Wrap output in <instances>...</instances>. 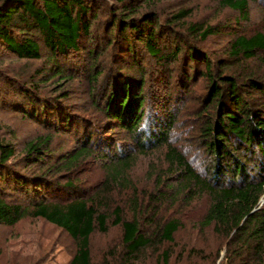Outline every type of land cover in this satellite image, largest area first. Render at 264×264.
<instances>
[{"label":"trees","instance_id":"16d2710c","mask_svg":"<svg viewBox=\"0 0 264 264\" xmlns=\"http://www.w3.org/2000/svg\"><path fill=\"white\" fill-rule=\"evenodd\" d=\"M154 1L0 0V55L44 58L28 78L0 70V109L9 103L51 131L72 132L81 141L72 156L52 146V134L27 144L22 156L13 143L0 141V224L14 227L38 218L61 228L77 244L68 264H93L91 238L107 232L110 224L122 228L119 264L135 263L155 239L173 242L178 220L162 224L152 237L140 212L128 218L116 208L108 216L107 190L121 183L129 163L109 136L115 129L125 130L140 150L169 145L176 109L202 74L209 81L202 95V115L207 116L202 136L212 157V180L192 171L174 148L168 159L186 174L188 189L197 186L209 193V224L229 227L256 253L263 252L256 259L232 255L219 264H264V206L256 209L264 195V79L216 72L202 44L211 28L202 34L197 24L183 30L177 21L186 12L167 18L152 6ZM223 1L246 15L249 0ZM262 52L264 32L239 36L232 42L235 62L230 65ZM79 79L89 84L101 121L74 109L66 85ZM94 139L105 141L97 144L100 151ZM95 153L116 161L107 168L103 193L87 195L72 180L58 179L81 157ZM169 260L164 252L158 264Z\"/></svg>","mask_w":264,"mask_h":264},{"label":"rangeland","instance_id":"374dc122","mask_svg":"<svg viewBox=\"0 0 264 264\" xmlns=\"http://www.w3.org/2000/svg\"><path fill=\"white\" fill-rule=\"evenodd\" d=\"M152 6L167 18L186 12L177 21L183 30L197 24L202 34L211 28L202 44L216 72L238 73L246 77L255 75L264 79V52L256 58L230 65L235 62L230 53L236 38L264 32V0H249L246 15L226 6L223 0H155ZM43 61L44 58L24 60L0 55V70L28 78ZM208 85L207 78L199 74L189 92H184L183 101L176 109L178 121L169 135L170 146H150L140 150L133 135L121 129H115L109 136L117 149L122 147V154L129 156V163L121 175V183H114L107 190L104 205L108 216L116 208L128 218L140 212L138 217L143 228L152 237L159 226L170 220L181 223L173 242L155 239L133 264H158L164 252L170 257L169 264H219L232 255L256 259L263 253H256V247L243 243L241 235L236 231L233 233L229 227H219L214 222L209 224L206 221L211 205L209 193L197 186L188 189L186 174L168 159L170 148H174L192 171L208 182L212 180V157L205 147L203 139L206 136H202L207 120V116L202 115V95L208 91ZM66 86L72 93L74 109L93 121H101L103 113L93 102L89 84L79 79ZM6 105L0 109V141L13 143L18 156L24 154L30 142L51 134V144L58 152L72 156L78 151L81 141L77 134L51 131L50 125L43 124L41 119L23 116L11 104ZM94 141L93 146L100 151L97 144L105 141ZM104 158L102 153L81 157L71 171L57 174V177L62 183L72 180L87 195L103 193L107 189V178L109 180L107 168L116 162ZM262 206L264 195L256 209ZM121 238L119 225L110 224L107 232L93 234L90 241L93 264H119L122 260ZM76 247L75 240L68 233L43 219L26 218L14 227L0 224V264H68Z\"/></svg>","mask_w":264,"mask_h":264}]
</instances>
